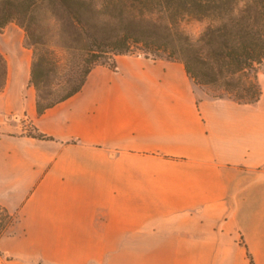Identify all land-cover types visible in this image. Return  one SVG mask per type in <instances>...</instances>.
<instances>
[{
    "label": "crops",
    "instance_id": "0c3cea01",
    "mask_svg": "<svg viewBox=\"0 0 264 264\" xmlns=\"http://www.w3.org/2000/svg\"><path fill=\"white\" fill-rule=\"evenodd\" d=\"M13 77L9 64L0 264H264V73L240 104L181 62L120 54L42 114Z\"/></svg>",
    "mask_w": 264,
    "mask_h": 264
},
{
    "label": "trees",
    "instance_id": "16d2710c",
    "mask_svg": "<svg viewBox=\"0 0 264 264\" xmlns=\"http://www.w3.org/2000/svg\"><path fill=\"white\" fill-rule=\"evenodd\" d=\"M186 19L205 22L196 39L184 31ZM12 22L33 53L39 114L79 92L101 58L120 54L181 62L197 85L222 90L215 97L252 104L262 95L264 0H0V29ZM6 82L0 53V91ZM9 218L0 205V236Z\"/></svg>",
    "mask_w": 264,
    "mask_h": 264
},
{
    "label": "rangeland",
    "instance_id": "374dc122",
    "mask_svg": "<svg viewBox=\"0 0 264 264\" xmlns=\"http://www.w3.org/2000/svg\"><path fill=\"white\" fill-rule=\"evenodd\" d=\"M205 26V22L198 21L195 19H186L182 23L184 31L192 38L196 39ZM27 39L25 32L14 22L7 24L3 29H0V53L4 56L7 63V79H8V66L10 64L12 72H15L13 77V88L19 92L20 95H27L30 89L38 94L33 85L30 83V70L32 62V50L26 45ZM136 51H140L136 49ZM62 61L64 64L67 60L66 54H61ZM112 57L113 56H108ZM150 57V56H149ZM152 57V56H151ZM112 58L106 59L101 58L98 64H112ZM155 58V57H152ZM157 58V57H156ZM259 72L264 73V63L261 65ZM258 72V74H259ZM7 84V82H6ZM6 86V85H5ZM5 89V87H4ZM3 89V90H4ZM1 90V91H3ZM211 95L221 93L222 90L218 88H207L206 89ZM0 91V92H1ZM27 120L23 118L22 122L25 123ZM28 131H33L30 123L25 124ZM25 127V128H26ZM14 220V219H13ZM11 218L5 222V229L2 234L8 233L9 226L11 225Z\"/></svg>",
    "mask_w": 264,
    "mask_h": 264
},
{
    "label": "built area",
    "instance_id": "2783aa9c",
    "mask_svg": "<svg viewBox=\"0 0 264 264\" xmlns=\"http://www.w3.org/2000/svg\"><path fill=\"white\" fill-rule=\"evenodd\" d=\"M139 55H140V56H144V54H143V53H140Z\"/></svg>",
    "mask_w": 264,
    "mask_h": 264
}]
</instances>
